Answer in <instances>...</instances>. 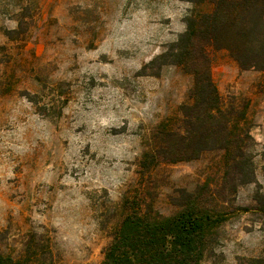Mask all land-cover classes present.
<instances>
[{"label": "rangeland", "instance_id": "rangeland-1", "mask_svg": "<svg viewBox=\"0 0 264 264\" xmlns=\"http://www.w3.org/2000/svg\"><path fill=\"white\" fill-rule=\"evenodd\" d=\"M181 0H0V253L18 264H103L126 199L147 197L168 216L186 192L218 188L223 151L159 163L140 160L156 127L181 123L192 76L142 67L184 31ZM211 75L226 106L245 109L251 182L202 264L264 255V71L240 69L226 50ZM183 191V192H184ZM217 195V194H216Z\"/></svg>", "mask_w": 264, "mask_h": 264}, {"label": "trees", "instance_id": "trees-1", "mask_svg": "<svg viewBox=\"0 0 264 264\" xmlns=\"http://www.w3.org/2000/svg\"><path fill=\"white\" fill-rule=\"evenodd\" d=\"M193 6L183 18L185 29L141 75H156L165 65L192 76L189 100L179 107L176 129L167 121L153 132L155 142L140 160L139 174L150 179L159 163L198 159L204 152L223 151L218 188L200 186L202 193L182 191L177 210L164 216L147 197L126 199L124 213L104 252L103 264H202L214 251L222 224L231 214L227 201L237 186L253 181L246 147L251 136L244 128L245 109L226 106L211 75L212 53L226 50L240 69L264 71V0H181ZM249 147V146H248ZM217 194V195H216ZM252 210L264 217V196ZM264 230V229H263ZM0 264H18L0 253ZM237 264H264V255L239 257Z\"/></svg>", "mask_w": 264, "mask_h": 264}]
</instances>
